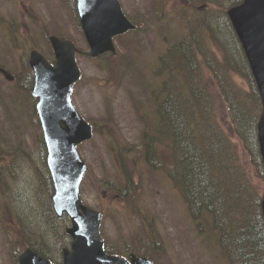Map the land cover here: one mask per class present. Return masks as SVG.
Wrapping results in <instances>:
<instances>
[{
    "label": "rangeland",
    "instance_id": "1",
    "mask_svg": "<svg viewBox=\"0 0 264 264\" xmlns=\"http://www.w3.org/2000/svg\"><path fill=\"white\" fill-rule=\"evenodd\" d=\"M119 2L137 29L114 38L113 55L117 54L119 61L127 53L125 61H131L142 73L141 87L135 69L120 63L119 77H111L115 66L108 62L112 59L90 56L74 15V0H0V67L14 76L8 81L0 74V264H18L16 253L19 256L30 245L38 247L40 254L45 252L41 255L54 264H61L62 250L70 249L72 243L65 233L69 218L58 220L52 210L53 186L35 113L36 100L30 96L33 77L29 53L37 50L53 64L49 37L54 34L71 40L78 50L75 59L81 78L71 100L93 129L92 138L77 146L88 168L79 194L85 206L102 214L100 236L104 247L124 258L129 254L151 255L156 264H226L214 234L206 229L199 233L202 228L191 220L178 189L164 173L146 165L140 145L145 115L149 120L157 117L156 113L146 114L151 107L149 93L166 76L165 72L155 74L158 57L185 36L187 22L193 27L202 19L206 21L207 15L211 19L207 27L213 26L219 45L227 46L233 58H241L240 44L223 15L224 8L231 6L227 0ZM201 30L206 31V24ZM205 75L218 122L237 145L247 180L262 197L264 181L230 126L214 79L208 72ZM233 80L247 90L239 76ZM158 92L153 99L163 96ZM161 130L158 125L157 132ZM124 167L139 189L135 202L109 191L110 183L123 178ZM151 240L160 241L162 252L150 248Z\"/></svg>",
    "mask_w": 264,
    "mask_h": 264
},
{
    "label": "trees",
    "instance_id": "2",
    "mask_svg": "<svg viewBox=\"0 0 264 264\" xmlns=\"http://www.w3.org/2000/svg\"><path fill=\"white\" fill-rule=\"evenodd\" d=\"M227 2L233 6L240 0ZM224 9L223 15L227 19V7ZM203 20L194 23L193 27L187 22L185 36L158 57L155 74L165 72L166 76L157 89L153 88L149 93V96L152 94L151 107L146 114L156 113L157 117L151 116L149 120L145 115L146 128L141 135L140 153L149 168L164 173L178 189L191 220L202 228L199 233L202 235L207 230L214 234L215 244L226 264H264L261 197L247 180L237 145L218 122L216 104L206 85L205 73L214 79L230 126L249 154L258 177L264 181L256 133L260 98L243 52L240 59L233 58L228 47L217 42L213 26L207 27L210 17L206 15V21ZM202 24H206V31L201 30ZM105 56L112 59L108 64L115 66L111 77H119L122 63V67L135 69L140 87L144 85L140 69L131 61H125L127 53L119 61L117 54ZM235 76L244 81L247 90L234 82ZM157 92L163 96L153 99ZM158 125L162 128L160 132H157ZM161 146L164 149H160ZM122 175L117 183H110L109 191L137 201L139 189L133 185L125 167ZM150 244L152 250L159 251L160 241L151 240ZM105 250L109 254L117 253L107 246ZM147 258L153 260L151 255Z\"/></svg>",
    "mask_w": 264,
    "mask_h": 264
},
{
    "label": "water",
    "instance_id": "3",
    "mask_svg": "<svg viewBox=\"0 0 264 264\" xmlns=\"http://www.w3.org/2000/svg\"><path fill=\"white\" fill-rule=\"evenodd\" d=\"M78 18L91 57L115 53L113 37L133 30L135 26L122 13L118 0H76ZM227 16L242 46L261 98L262 110L257 122V140L264 168V0H242L227 10ZM55 64L52 66L36 50L31 51L29 65L33 71L32 97L47 150V166L53 182L52 206L58 218L67 214L71 226L70 249L63 250L62 264H152L145 257L130 255L129 260L107 255L99 227L101 213L85 206L79 185L87 166L76 146L92 137V126L77 112L71 102L73 84L81 73L75 60L77 51L70 40L50 36ZM7 80L12 75L0 68ZM264 219V192L261 199ZM19 264H52L46 258L26 249Z\"/></svg>",
    "mask_w": 264,
    "mask_h": 264
}]
</instances>
